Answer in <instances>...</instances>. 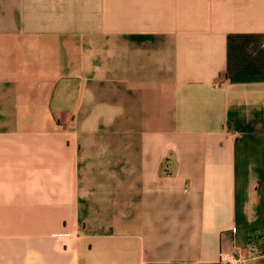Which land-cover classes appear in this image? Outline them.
<instances>
[{"label":"crops","instance_id":"0c3cea01","mask_svg":"<svg viewBox=\"0 0 264 264\" xmlns=\"http://www.w3.org/2000/svg\"><path fill=\"white\" fill-rule=\"evenodd\" d=\"M264 0H0V264H264Z\"/></svg>","mask_w":264,"mask_h":264},{"label":"built area","instance_id":"2783aa9c","mask_svg":"<svg viewBox=\"0 0 264 264\" xmlns=\"http://www.w3.org/2000/svg\"><path fill=\"white\" fill-rule=\"evenodd\" d=\"M251 256L252 257L259 256V252L257 248L251 250ZM223 263L224 264H241L242 260L234 255H225L223 256Z\"/></svg>","mask_w":264,"mask_h":264},{"label":"trees","instance_id":"16d2710c","mask_svg":"<svg viewBox=\"0 0 264 264\" xmlns=\"http://www.w3.org/2000/svg\"><path fill=\"white\" fill-rule=\"evenodd\" d=\"M258 238V241L260 242V244L257 246L259 255H264V234L260 235Z\"/></svg>","mask_w":264,"mask_h":264}]
</instances>
